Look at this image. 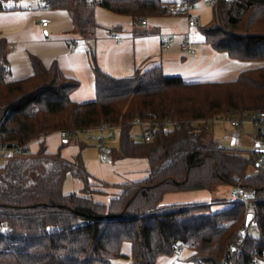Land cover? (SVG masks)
Listing matches in <instances>:
<instances>
[{"label": "trees", "instance_id": "trees-1", "mask_svg": "<svg viewBox=\"0 0 264 264\" xmlns=\"http://www.w3.org/2000/svg\"><path fill=\"white\" fill-rule=\"evenodd\" d=\"M17 1L0 0V11ZM42 1L67 9L83 37L93 34L96 4L140 22L174 13L177 2ZM199 29L215 50L263 64L228 81L186 82L164 73L161 65L116 77L99 67L91 51L95 97L80 102L70 97L79 81L64 75L56 61L46 65L32 54V73L8 78L7 40L0 37V145L25 150L8 151L0 165V264H115L113 259L125 256L124 241L130 242L128 264H156L179 245L191 249V264L264 261V168L256 164L257 148L226 146L205 134L220 114L264 110V0H217L211 19ZM134 119L148 122L140 128L151 138H134ZM165 119L171 124L162 125ZM105 124L115 127L108 133L117 128V142L109 147L113 157L148 162L144 178L115 184L118 190L107 201L95 197L102 191L98 185L107 184L94 179L81 152L69 159L60 149L49 152L43 140L37 150L27 148L61 129L67 131L62 145L74 134L81 147L78 131ZM259 134L254 130L256 138ZM95 141L106 142L103 136ZM253 165L257 170L249 173ZM68 176L80 180L78 190H63ZM238 182L253 199L251 210L241 202L218 210L212 202H164L171 192L212 191ZM247 213H252L248 223Z\"/></svg>", "mask_w": 264, "mask_h": 264}, {"label": "crops", "instance_id": "crops-1", "mask_svg": "<svg viewBox=\"0 0 264 264\" xmlns=\"http://www.w3.org/2000/svg\"><path fill=\"white\" fill-rule=\"evenodd\" d=\"M196 2L186 14L174 12L165 16H151L146 19L145 24L133 22L128 15L114 13L96 4V26L89 37H83L74 31L73 21L67 9L49 8L42 0L10 2L9 8L0 11V37L7 40L8 78L17 79L30 75L33 71L32 54L38 56L46 65L56 61L64 75L79 81L78 87L71 91L70 97L82 102L95 97L91 51L94 52L99 67L116 77L130 75L136 68L145 69L161 65L164 73L181 76L186 82L228 81L235 79L244 69L263 64V61L229 57L226 52L217 51L206 43L196 24L188 23L187 14L194 16L191 10ZM211 16L212 13L206 14L205 22L209 21ZM42 17L48 18V24L45 26L40 22ZM198 18L197 16L196 19ZM114 33L119 34V42L113 38ZM165 43L169 45L166 46ZM85 131L84 133L88 132ZM108 132L105 130L98 133V136H103L105 144L110 147L117 142V130ZM107 133L111 134L112 138L109 139ZM87 136L80 137L83 141L81 147L77 140L72 143L69 140L62 145L65 136L56 130L32 140L27 148L28 151H35L43 140L49 152L60 149L62 156L69 159L81 152L85 166L94 179L99 180L101 184H107L98 186L102 191L94 194L102 201H107L118 190L115 184L142 179L147 175L148 162L145 158L113 157L109 151L102 152L99 143L88 139ZM253 137L256 147L258 138L255 135ZM80 186L79 179L68 176L63 190L75 191ZM227 199L228 195L226 198L214 197L211 191L202 189L168 193L164 202H212V210H218L228 205L224 204ZM121 251L125 256L115 258L112 262L128 264L129 246L122 243ZM182 251L183 249L177 252L178 255ZM190 254V249L181 254V257H185L183 263L190 264L187 259ZM162 257L164 256L158 257L157 260L160 261Z\"/></svg>", "mask_w": 264, "mask_h": 264}, {"label": "built area", "instance_id": "built-area-1", "mask_svg": "<svg viewBox=\"0 0 264 264\" xmlns=\"http://www.w3.org/2000/svg\"><path fill=\"white\" fill-rule=\"evenodd\" d=\"M92 1H96V0H92ZM205 1L209 2L210 4H213L217 0H205ZM44 5L47 6V4L45 2H44ZM191 7H192V5L187 3L186 1H178L176 3L175 10L180 11V10L185 9V10H187L186 12H188V10ZM5 8H9V4L5 5ZM187 15H188L189 25L197 24V19L195 16H192L189 13ZM40 22L42 25L45 26L48 24V18L42 17V18H40ZM146 22H147L146 19L140 20V23H142V24H145ZM113 38L117 42L120 41V36L118 33H114ZM165 45L168 46L169 44L165 43ZM214 119H216L214 121L226 123V124H229L233 127L241 126L242 123L246 122V123L250 124L254 128V130L259 132L260 134H259L258 142L256 144L257 155L255 158V161H256V164L258 165V167L264 168V110L263 109L250 111L247 113H243L241 115L240 114H234V113L233 114H220L217 117H215ZM134 122H135V124H137L139 126H145L146 124H148L147 121H138L137 119H134ZM171 122L172 121H170L169 119H165L161 123H162V125L166 126V125L171 124ZM113 128H115V127H111V126L106 125V124L100 125L96 128H92L88 131V132H90L89 137L93 140H97L98 134L96 135L93 132L102 133L105 130L108 131L109 129H113ZM59 132L63 136L67 135V131L64 129L59 130ZM151 137H152V133L150 131L141 130L140 133H134L135 139H149ZM15 149H20L22 151V153H25V150L23 149V147H17ZM15 149L7 147L5 144H1L0 145V156H3L5 154H7L8 151L15 150ZM99 149L102 152H108L109 146L106 144H100ZM227 200H228L229 204H232L234 202H241L242 204H244L245 210H251L254 206V202H253V199L251 198L250 193L246 189H244L239 182L231 187V189L229 190V193H228V199ZM231 247L234 248V246H231ZM182 248H183V246L179 245L176 248V251L179 252Z\"/></svg>", "mask_w": 264, "mask_h": 264}, {"label": "rangeland", "instance_id": "rangeland-1", "mask_svg": "<svg viewBox=\"0 0 264 264\" xmlns=\"http://www.w3.org/2000/svg\"><path fill=\"white\" fill-rule=\"evenodd\" d=\"M178 1H181V0H177V2ZM177 2H175L173 4V7H172L174 12H176L175 6H176ZM216 2L213 4H209V2H207V1L205 2V0H198L196 2L195 7L192 8L191 11H192V14L194 16L199 17L197 20V24H196V26L198 28H199V24H201V25L204 24L205 19H206L205 18L206 14L208 15V14L212 13V7L216 5ZM197 13H199V15H197ZM214 120H216V119L213 118L211 120V122L208 123V129L205 133L207 136L216 138L218 141H220L222 144H224L226 146L237 147V148H253L254 147L255 138L251 134L253 132L254 128L250 124L244 122L241 124V126L233 127L229 124L221 123V122L214 121ZM90 129H92V128H89L86 130L89 131ZM114 130H117V128ZM84 132H86V131H78L77 132L78 138L80 139V137L87 136V133H88L87 138L91 139L89 137L90 132H87V133H84ZM133 132L134 133H140L141 132L140 126L135 124L133 127ZM93 133H95L96 135L98 134L97 132H93ZM76 139H77L76 135L73 134L71 139H70V141H71L70 143H72ZM4 161H5V157L1 156L0 157V165L3 164ZM256 170H257V167L255 165H253V166L249 167L248 172L254 173V172H256ZM98 186L100 187L101 185H98ZM230 188H231L230 184H226V183L220 184V185H217L215 187V189L211 191V193L214 195V197H225L226 198ZM225 203L228 204L229 203L228 200L226 202H224V204ZM247 230L250 234L257 235V231L253 227L249 226ZM123 243L127 244L130 248V242L129 241H124ZM182 249H183V251L181 252V254H185L189 251V249L185 248V247H183ZM178 254L179 253H175L172 256H164V257H162V259H160V261L157 260L156 264H185V263H183V262H185V260H183V259H185V257L183 258V257H181V254L180 255H178ZM172 260H174L173 263H172ZM190 264H191V262H190Z\"/></svg>", "mask_w": 264, "mask_h": 264}, {"label": "water", "instance_id": "water-1", "mask_svg": "<svg viewBox=\"0 0 264 264\" xmlns=\"http://www.w3.org/2000/svg\"><path fill=\"white\" fill-rule=\"evenodd\" d=\"M251 216H252V213H247V216H246V223L249 222Z\"/></svg>", "mask_w": 264, "mask_h": 264}]
</instances>
